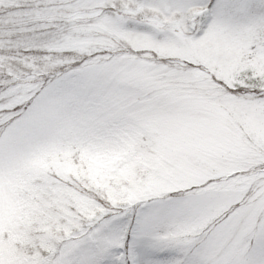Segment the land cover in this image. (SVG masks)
<instances>
[{
  "label": "snow or ice",
  "instance_id": "6c2138e0",
  "mask_svg": "<svg viewBox=\"0 0 264 264\" xmlns=\"http://www.w3.org/2000/svg\"><path fill=\"white\" fill-rule=\"evenodd\" d=\"M0 264H264V0H0Z\"/></svg>",
  "mask_w": 264,
  "mask_h": 264
}]
</instances>
